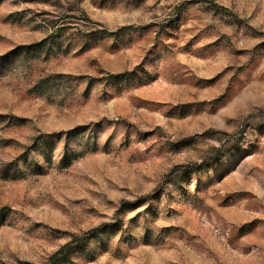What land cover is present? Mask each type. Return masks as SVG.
<instances>
[{"label": "rangeland", "instance_id": "rangeland-1", "mask_svg": "<svg viewBox=\"0 0 264 264\" xmlns=\"http://www.w3.org/2000/svg\"><path fill=\"white\" fill-rule=\"evenodd\" d=\"M0 264H264V0H0Z\"/></svg>", "mask_w": 264, "mask_h": 264}, {"label": "trees", "instance_id": "trees-1", "mask_svg": "<svg viewBox=\"0 0 264 264\" xmlns=\"http://www.w3.org/2000/svg\"><path fill=\"white\" fill-rule=\"evenodd\" d=\"M105 225L104 226H101L95 230H91L89 231L88 233L84 234L83 236L79 237L76 239V246L75 248L77 247H81L83 245H85L86 243H88L95 235H97L100 231L104 230L105 229ZM72 244L68 245L67 248H70ZM73 248V249H75ZM73 249H71L70 251L72 252ZM62 252V251H61ZM70 252V253H71ZM60 253V252H59Z\"/></svg>", "mask_w": 264, "mask_h": 264}]
</instances>
